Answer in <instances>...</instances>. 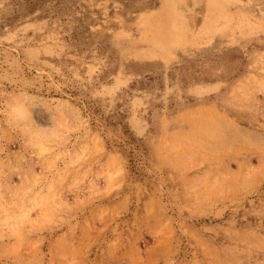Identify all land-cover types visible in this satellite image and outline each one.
<instances>
[{
  "label": "rangeland",
  "instance_id": "1",
  "mask_svg": "<svg viewBox=\"0 0 264 264\" xmlns=\"http://www.w3.org/2000/svg\"><path fill=\"white\" fill-rule=\"evenodd\" d=\"M0 264H264V0H0Z\"/></svg>",
  "mask_w": 264,
  "mask_h": 264
}]
</instances>
